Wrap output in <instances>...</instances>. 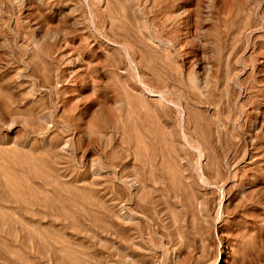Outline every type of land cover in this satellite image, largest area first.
I'll use <instances>...</instances> for the list:
<instances>
[{"label":"rangeland","instance_id":"1","mask_svg":"<svg viewBox=\"0 0 264 264\" xmlns=\"http://www.w3.org/2000/svg\"><path fill=\"white\" fill-rule=\"evenodd\" d=\"M0 264H264V0H0Z\"/></svg>","mask_w":264,"mask_h":264}]
</instances>
